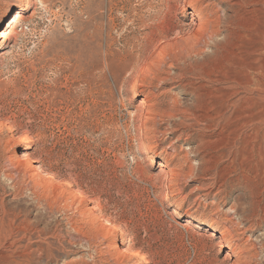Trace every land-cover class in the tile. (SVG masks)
<instances>
[{
    "label": "rangeland",
    "instance_id": "374dc122",
    "mask_svg": "<svg viewBox=\"0 0 264 264\" xmlns=\"http://www.w3.org/2000/svg\"><path fill=\"white\" fill-rule=\"evenodd\" d=\"M253 1L0 0V264H264V92L143 53L201 22L203 73L264 67Z\"/></svg>",
    "mask_w": 264,
    "mask_h": 264
},
{
    "label": "bare ground",
    "instance_id": "6f19581e",
    "mask_svg": "<svg viewBox=\"0 0 264 264\" xmlns=\"http://www.w3.org/2000/svg\"><path fill=\"white\" fill-rule=\"evenodd\" d=\"M253 2L256 5L258 3L264 4V0H255ZM19 8H20V10L22 9L20 6H19ZM15 16H16V19H19L20 18V12H17V14ZM201 21H202V19H201ZM207 21H206V23H207ZM198 25H199V27L196 30L197 33L194 35L187 36L186 40L182 43H180V42L168 43L167 42L168 40L165 41L168 38L169 31H170V30L165 29V27L159 29V31L156 30L157 32L155 31V32H152L151 34L149 33L148 38H147L148 41L146 40L147 44H145V47L143 49L144 50L143 53L144 52L146 53L145 54V60L151 64L157 63L159 65L165 63L166 59H169L170 64L172 66L174 64L183 63L185 66L182 67V69H181L182 73H180L178 75L179 77H183V75H185V73H191V74L195 73L197 75H200V77L210 79L212 82H224V81L227 83L230 82L231 86L227 87L228 92L226 93L228 100H229L230 96H235L241 92V93H244V95L242 97H240L238 101L246 103V102H248V99L251 100V98L246 97L245 94L250 93V92L255 91V90L264 92V86H263L264 67H263L262 63L261 64L259 63V59H257V57L253 61L248 60L249 61L248 62L247 61L248 58L246 60L242 58L239 63H236V64L234 63L233 67H232L233 70L231 72L232 73L231 76H229L228 73L223 72V73L215 74V75H213V77H211L209 74L203 73V71H201V69H202L201 64H200L201 62L199 63L197 60L192 59V57L199 55L204 51L202 48V45H201L200 38H202V36H204V35L211 37L213 31L209 30V28H208L209 26L208 27L203 26L204 24L201 22ZM162 42H164V43H162ZM260 49L261 48H259V50ZM249 51L250 50H245L242 52H244V54H246V55L247 54L249 55L252 53V51H250V52ZM139 59H137L132 54H129V53L126 54L121 59V61L124 63L123 68L133 70L137 66V64L140 63ZM229 89L231 90L230 93H229ZM227 102H229V101H227ZM239 116L240 115H237L238 118H242V119H241V122L239 121L240 125L238 127H243L248 122L251 123V120H254V119H251V117L248 118L247 117L248 115H244V116L242 115L241 117H239ZM28 158L29 157H27V161L29 164L30 161ZM32 162H34V160H32ZM76 198L78 199L79 202H85V196L81 190L77 191ZM88 208L92 209L93 207L89 206ZM194 225L198 228L202 227V225L200 223H195ZM114 228L115 227L111 224V222H109L108 220H105L103 225H102V228H101L102 235L110 238L112 236V231ZM204 230H206L207 236L210 240L215 239L218 236V234L214 230H207V229H204ZM226 233L227 232H222V233H220V236H222V237L226 236ZM228 239H229L228 241L231 242L229 237H228ZM231 252L232 251L229 252V256L231 255Z\"/></svg>",
    "mask_w": 264,
    "mask_h": 264
}]
</instances>
